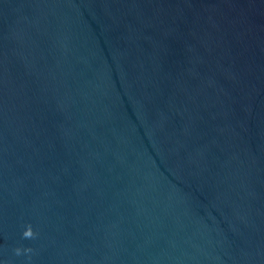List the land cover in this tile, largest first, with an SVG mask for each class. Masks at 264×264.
<instances>
[{"label":"water","instance_id":"95a60500","mask_svg":"<svg viewBox=\"0 0 264 264\" xmlns=\"http://www.w3.org/2000/svg\"><path fill=\"white\" fill-rule=\"evenodd\" d=\"M0 264H264V0H0Z\"/></svg>","mask_w":264,"mask_h":264},{"label":"clouds","instance_id":"9594fccd","mask_svg":"<svg viewBox=\"0 0 264 264\" xmlns=\"http://www.w3.org/2000/svg\"><path fill=\"white\" fill-rule=\"evenodd\" d=\"M38 235L37 232L34 231L33 227L31 224H28L25 226L24 231L22 233V236L25 239H33ZM33 251V249L31 247H16L14 249V252L17 256L21 255V254H31ZM29 259H30V255H29Z\"/></svg>","mask_w":264,"mask_h":264}]
</instances>
